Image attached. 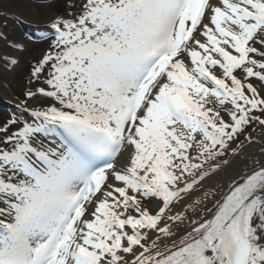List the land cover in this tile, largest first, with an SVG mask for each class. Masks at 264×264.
Segmentation results:
<instances>
[{
	"label": "snow or ice",
	"instance_id": "6c2138e0",
	"mask_svg": "<svg viewBox=\"0 0 264 264\" xmlns=\"http://www.w3.org/2000/svg\"><path fill=\"white\" fill-rule=\"evenodd\" d=\"M41 40L0 119V264H264V0H68Z\"/></svg>",
	"mask_w": 264,
	"mask_h": 264
},
{
	"label": "rangeland",
	"instance_id": "374dc122",
	"mask_svg": "<svg viewBox=\"0 0 264 264\" xmlns=\"http://www.w3.org/2000/svg\"><path fill=\"white\" fill-rule=\"evenodd\" d=\"M33 2L40 3L46 6V12L51 14L52 16H60L65 14V9L68 0H33ZM4 12L0 8V15ZM12 17H16L15 20L12 19ZM8 19H10L11 22H13L15 25L19 26L26 32V40L23 41L22 39H19L24 44V52L19 54L20 63L15 67H10L6 69L5 72H3L0 75V88L4 92V100L3 98H0V119H3L5 116L9 115L13 110L14 106L17 102V98H23L21 96L22 91L25 88L27 77L29 74V61L32 59L33 56L39 55V50L43 46V42H39V40H36V36H34V39H31V37L34 34H31L32 36H29V28L28 25H25L23 23H27V20H24L19 15H8ZM44 23V22H42ZM4 24V20L0 19V25ZM29 24V22H28ZM30 25V24H29ZM14 27V26H13ZM31 27V26H30ZM43 31L37 32L36 35L42 34ZM13 90L16 94V96L11 95V90ZM6 99L12 100L14 103L7 102ZM14 104V105H13ZM9 108V109H8ZM264 129H261L260 127H256L254 132H251L252 137L256 133H261ZM241 142H244V137L242 136L240 138ZM233 147H237L234 145ZM232 156L230 153L228 156L225 157V159H229Z\"/></svg>",
	"mask_w": 264,
	"mask_h": 264
},
{
	"label": "bare ground",
	"instance_id": "6f19581e",
	"mask_svg": "<svg viewBox=\"0 0 264 264\" xmlns=\"http://www.w3.org/2000/svg\"><path fill=\"white\" fill-rule=\"evenodd\" d=\"M0 8L4 12L0 15V19H3L4 23L8 24L7 30L14 33L17 39H22L23 41L26 40V32L11 22L10 19H8V15L21 16L22 19L27 20L30 23L31 27L28 26L29 30H33L36 26L38 29L37 31H44L50 24L51 20L55 17L46 12L45 5L33 2V0H0ZM5 17H7V19H5ZM10 67L11 66L8 68ZM5 71L6 69L3 66H0V75ZM0 93L1 95H4L1 88ZM10 93L12 96H15L13 90H11ZM262 134H264V130L261 133H256L254 135L253 138L256 140V143L252 145L244 144L243 151L238 152L240 161L246 158V154L258 152L260 147L264 145V135ZM228 160L231 162L232 156Z\"/></svg>",
	"mask_w": 264,
	"mask_h": 264
}]
</instances>
